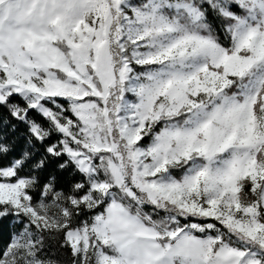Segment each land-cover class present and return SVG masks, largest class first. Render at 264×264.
I'll return each instance as SVG.
<instances>
[{
  "label": "snow or ice",
  "instance_id": "6c2138e0",
  "mask_svg": "<svg viewBox=\"0 0 264 264\" xmlns=\"http://www.w3.org/2000/svg\"><path fill=\"white\" fill-rule=\"evenodd\" d=\"M0 264H264V0H0Z\"/></svg>",
  "mask_w": 264,
  "mask_h": 264
}]
</instances>
